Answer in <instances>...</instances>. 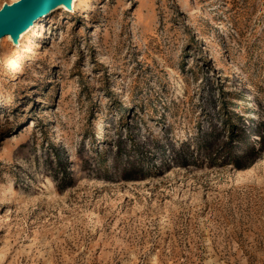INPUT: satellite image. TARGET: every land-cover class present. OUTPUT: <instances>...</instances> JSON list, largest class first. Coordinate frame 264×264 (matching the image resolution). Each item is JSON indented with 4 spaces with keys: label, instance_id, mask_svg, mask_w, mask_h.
Wrapping results in <instances>:
<instances>
[{
    "label": "rangeland",
    "instance_id": "rangeland-1",
    "mask_svg": "<svg viewBox=\"0 0 264 264\" xmlns=\"http://www.w3.org/2000/svg\"><path fill=\"white\" fill-rule=\"evenodd\" d=\"M0 264H264V0H73L3 36Z\"/></svg>",
    "mask_w": 264,
    "mask_h": 264
},
{
    "label": "water",
    "instance_id": "water-1",
    "mask_svg": "<svg viewBox=\"0 0 264 264\" xmlns=\"http://www.w3.org/2000/svg\"><path fill=\"white\" fill-rule=\"evenodd\" d=\"M73 0H15L0 7V39L8 36L18 44L20 36L56 7L72 9Z\"/></svg>",
    "mask_w": 264,
    "mask_h": 264
}]
</instances>
